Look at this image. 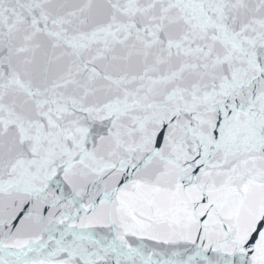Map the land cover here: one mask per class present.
I'll use <instances>...</instances> for the list:
<instances>
[{"label": "snow or ice", "instance_id": "1", "mask_svg": "<svg viewBox=\"0 0 264 264\" xmlns=\"http://www.w3.org/2000/svg\"><path fill=\"white\" fill-rule=\"evenodd\" d=\"M0 264H264V0H0Z\"/></svg>", "mask_w": 264, "mask_h": 264}]
</instances>
